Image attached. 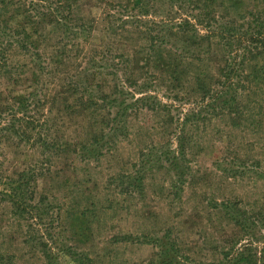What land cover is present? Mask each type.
Listing matches in <instances>:
<instances>
[{"label": "rangeland", "instance_id": "1", "mask_svg": "<svg viewBox=\"0 0 264 264\" xmlns=\"http://www.w3.org/2000/svg\"><path fill=\"white\" fill-rule=\"evenodd\" d=\"M70 3L76 28L50 19L35 33L6 6L8 25L26 29L39 56L64 57L34 88L38 58L14 48L8 61L21 82L0 75V96L29 99L34 123L27 140L0 138V264H228L246 251L264 264V85L245 94L237 123L195 94L197 75L218 89L222 19L264 0ZM178 24L185 38L170 31ZM151 47L177 51L179 82H163ZM111 95L125 101L123 118ZM92 98L100 107L80 104ZM102 137L109 144L99 149ZM96 145L94 158H78ZM21 174L34 191L24 207L44 197L40 220L37 207L14 213L3 193Z\"/></svg>", "mask_w": 264, "mask_h": 264}, {"label": "trees", "instance_id": "2", "mask_svg": "<svg viewBox=\"0 0 264 264\" xmlns=\"http://www.w3.org/2000/svg\"><path fill=\"white\" fill-rule=\"evenodd\" d=\"M141 2L142 0H135V5L139 6ZM7 5L14 6L15 8L13 11L21 15L30 29L35 33L41 24L49 22L50 19H53V21L61 27L66 25V29L70 30L76 28L73 25L74 20L72 18L70 0H29L26 6L20 3L19 0H0V75L8 79V82L14 85L19 84L22 76L21 71H19L20 67H12L9 65L8 53L14 48L27 53L31 51L39 61V65L33 71L34 75L38 77V79L33 78L32 81L33 87L35 88L41 82L40 77L57 72L58 66L56 65V61L62 60L64 54L61 53L60 57L54 55V57H46L44 59L42 58L43 56H39L37 54L39 48L31 41V36L27 33L26 29L19 27L12 28L8 25L7 19H5V13L8 10L6 8ZM237 18V21L222 19V23L218 26V46L220 47L219 58L221 62L218 89L212 87L214 83L211 78L208 79L200 75H197L195 78V94L201 97L200 99L202 101L208 100L210 103L209 109L212 110L213 113L218 111V115L225 114L228 117H232L231 119L236 123L239 122L241 114H245L244 108L241 106L245 94L248 92L254 96L257 93L255 88L252 89L250 87L255 86L259 88L261 85H264V5L260 11H246L238 15ZM170 31L174 35H181L182 33L185 38L186 32H184V24L172 25ZM38 43L41 44V41H38ZM154 47L156 48V45H154ZM155 48L152 49L151 47L150 50L153 52V57L155 55V58H157L168 71V77L163 78V82L164 80L169 84L179 82L178 66L181 64V60L177 51H170L166 53L167 55H164L162 52L163 49L159 50ZM127 82L132 84L131 81L127 80ZM180 85L182 86V84H179L175 88H181ZM116 89L118 90L117 85ZM32 96H34V94H32ZM145 100L146 99L141 98L136 99L134 105L137 106L139 103L145 102ZM108 101L110 107L118 108L119 111L116 117L122 116L123 118L127 111V109L124 110L126 106L125 101L118 102L117 99H113L112 95L109 96ZM98 102V100L92 98L80 104L85 105L86 103L91 107H100ZM0 103V138L4 139L13 136L19 140H27L28 137L26 136V132L34 125L32 118L26 117L27 108L31 104L29 99H14V97L2 98L0 96ZM158 106L159 104H156V107ZM8 112V116L10 117L5 118L4 113L7 114ZM116 119L117 118H110L104 120L100 124L110 123ZM32 129H34V127ZM112 132L115 137L121 134L117 129H112ZM103 139V137L100 138V147L99 145L95 147L89 146L87 148L89 150V152H87L88 154H78V158L81 161L94 158L89 154H94L99 151V149L105 148L106 145L109 144L102 141ZM97 140L98 137L94 139L92 143L98 142ZM97 147H99V149ZM178 151L180 155L185 154L183 145L180 146ZM174 161L170 163V166H174V169H176L177 167ZM181 174L182 173H180V175ZM31 179L32 177L30 178L29 175L21 174L19 179L9 180V193H7V191L3 192L9 197L8 200L14 203L13 206L16 209L14 213L16 214H20L21 212V214L24 215L27 213L26 209L33 210L36 207L38 209H41V206L44 207L43 196L39 197L33 207H24L28 199H34V191L29 189L28 184ZM47 213V209H41L38 219H42L40 215ZM228 264L255 263L252 259V255L246 251L244 253L236 252L234 258L229 259Z\"/></svg>", "mask_w": 264, "mask_h": 264}]
</instances>
